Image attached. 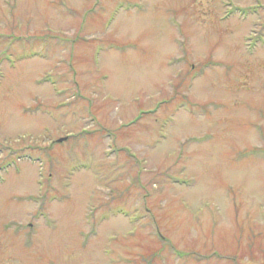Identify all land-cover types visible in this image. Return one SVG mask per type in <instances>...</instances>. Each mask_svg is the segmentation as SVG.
Masks as SVG:
<instances>
[{
    "label": "rangeland",
    "instance_id": "1",
    "mask_svg": "<svg viewBox=\"0 0 264 264\" xmlns=\"http://www.w3.org/2000/svg\"><path fill=\"white\" fill-rule=\"evenodd\" d=\"M0 264H264V0H0Z\"/></svg>",
    "mask_w": 264,
    "mask_h": 264
},
{
    "label": "trees",
    "instance_id": "2",
    "mask_svg": "<svg viewBox=\"0 0 264 264\" xmlns=\"http://www.w3.org/2000/svg\"><path fill=\"white\" fill-rule=\"evenodd\" d=\"M82 134H84V133H82ZM72 138V137H71ZM122 152H125L123 149L121 150ZM118 153H121L120 151H119V149H118ZM117 214H119V213H122L121 211H117L116 212ZM92 214V213H91ZM126 216V215H125ZM105 217V216H104ZM159 230V229H158ZM160 231V230H159ZM158 232V231H157ZM158 233H160V232H158ZM157 239L159 240V241H163L164 240V238L163 237H161V234H160V236H158L157 237Z\"/></svg>",
    "mask_w": 264,
    "mask_h": 264
},
{
    "label": "water",
    "instance_id": "3",
    "mask_svg": "<svg viewBox=\"0 0 264 264\" xmlns=\"http://www.w3.org/2000/svg\"><path fill=\"white\" fill-rule=\"evenodd\" d=\"M65 139H59L58 143H62Z\"/></svg>",
    "mask_w": 264,
    "mask_h": 264
}]
</instances>
